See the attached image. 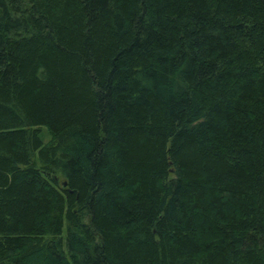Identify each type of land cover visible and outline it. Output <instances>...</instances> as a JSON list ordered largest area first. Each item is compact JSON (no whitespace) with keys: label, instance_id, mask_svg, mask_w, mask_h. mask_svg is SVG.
<instances>
[{"label":"trees","instance_id":"trees-1","mask_svg":"<svg viewBox=\"0 0 264 264\" xmlns=\"http://www.w3.org/2000/svg\"><path fill=\"white\" fill-rule=\"evenodd\" d=\"M0 264H264V0H0Z\"/></svg>","mask_w":264,"mask_h":264},{"label":"rangeland","instance_id":"rangeland-1","mask_svg":"<svg viewBox=\"0 0 264 264\" xmlns=\"http://www.w3.org/2000/svg\"><path fill=\"white\" fill-rule=\"evenodd\" d=\"M45 130V129H43ZM48 140H50V137L46 134V133H43V142H48Z\"/></svg>","mask_w":264,"mask_h":264}]
</instances>
